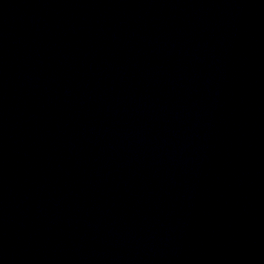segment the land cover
<instances>
[{"label":"water","instance_id":"1","mask_svg":"<svg viewBox=\"0 0 264 264\" xmlns=\"http://www.w3.org/2000/svg\"><path fill=\"white\" fill-rule=\"evenodd\" d=\"M0 264H264V210L0 83Z\"/></svg>","mask_w":264,"mask_h":264}]
</instances>
